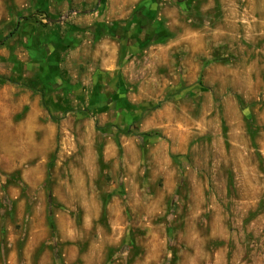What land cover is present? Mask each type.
<instances>
[{"label": "rangeland", "instance_id": "obj_1", "mask_svg": "<svg viewBox=\"0 0 264 264\" xmlns=\"http://www.w3.org/2000/svg\"><path fill=\"white\" fill-rule=\"evenodd\" d=\"M36 1L0 0V264H264V0Z\"/></svg>", "mask_w": 264, "mask_h": 264}, {"label": "crops", "instance_id": "obj_2", "mask_svg": "<svg viewBox=\"0 0 264 264\" xmlns=\"http://www.w3.org/2000/svg\"><path fill=\"white\" fill-rule=\"evenodd\" d=\"M55 1H58L61 4L55 5L54 4ZM88 2L90 4H92L91 0ZM49 3H50L49 9L52 13L62 12V11L67 10V12H69L71 15H76L77 12L78 13L81 12L80 9L82 7L88 9L91 6V5L87 6V5L83 4L84 6H80V9H78L79 11H74V10H71L72 5L70 3V0H49ZM117 22H118V20H114L112 23L116 24ZM95 24H98V25L102 24V20L99 18L98 11L96 10V8L95 9L93 8L92 10H87V14L85 16H83V17L79 16L78 19L77 18L72 19V22L69 23V26L74 27L76 29L77 28L78 29L79 28L85 29V28H90ZM106 24H108V21H106ZM109 24H110V22H109ZM69 35L72 37L69 38L70 40H68L69 42L67 43L66 48H68V53H69L68 58L70 60V65L68 67L69 68L68 71L65 68L61 69L62 74L69 75L68 80H69V82H71V84H74V89H79V90L80 89H86V87H85L86 83H87V81L89 82L90 79L87 80V78L84 77L85 72H84V70H81V68H80V65L82 63L79 61V58H77V59H75V58H76V55H78L80 53V51L84 48V46L86 44H88V41L85 39H82L80 37V35H79V37L76 36L77 33H74V32H71ZM86 35H88V33H86ZM73 40L77 41V42H73ZM86 41H87V43H86ZM106 44H107L106 41H103V39H100V40L96 41L94 45L96 47H100V51H98V52H101L102 50L109 48V47L105 48ZM110 49H111V47H110ZM100 58H101V62H102L101 68L104 70V72L109 73L110 71L114 70V66L112 65V62H111L112 60H115L113 53H110V55L108 57L101 55ZM92 73H94V75H96L95 70H92ZM102 73H103V71H102ZM95 81H96V79H95ZM100 82H101V80L99 81V83Z\"/></svg>", "mask_w": 264, "mask_h": 264}, {"label": "trees", "instance_id": "obj_3", "mask_svg": "<svg viewBox=\"0 0 264 264\" xmlns=\"http://www.w3.org/2000/svg\"><path fill=\"white\" fill-rule=\"evenodd\" d=\"M48 1L49 0H38V1H36V3H35V6H36V12H39V13H41L46 19H48L49 21H52V22H54V19L52 18V16L50 15V13H49V11H48ZM105 1L106 0H100V3H102V4H104L105 3ZM94 29L92 28V29H90V31H93ZM69 31H70V33L71 32H74V33H78V34H84V33H86V30H82V29H76V28H74V27H71V28H69ZM102 33L103 34H108V33H104L103 31H102ZM110 35H112L111 33H110ZM70 40V39H69ZM72 40V39H71ZM80 41V40H79ZM78 41V42H79ZM69 41L67 40V42H65L66 44L68 43ZM73 42H77V41H74L73 40Z\"/></svg>", "mask_w": 264, "mask_h": 264}]
</instances>
